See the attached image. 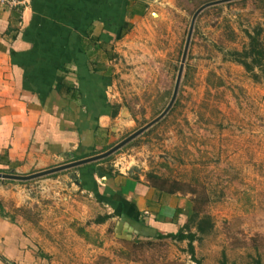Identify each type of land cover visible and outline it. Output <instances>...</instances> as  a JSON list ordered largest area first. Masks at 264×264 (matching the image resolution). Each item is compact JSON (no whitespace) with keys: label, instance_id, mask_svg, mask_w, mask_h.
Masks as SVG:
<instances>
[{"label":"rangeland","instance_id":"obj_1","mask_svg":"<svg viewBox=\"0 0 264 264\" xmlns=\"http://www.w3.org/2000/svg\"><path fill=\"white\" fill-rule=\"evenodd\" d=\"M221 1L132 3L123 36L111 49V96L121 114L115 146L167 109L193 18L206 4ZM255 30H261L264 45V3L259 0L203 10L195 22L177 105L99 161L105 170L117 167V173L143 178L150 186L165 181L162 187L178 191L175 195L189 202L190 212L197 206L211 217L213 228L195 243L196 259L188 241L157 239L156 233L138 241L130 228L125 234L115 229L117 221L98 226L91 206L95 201L72 198L63 209L66 214H47L55 235L66 242L68 264H264V83H256L234 55L248 47V34ZM41 190L37 185L34 193ZM63 223L72 228L59 227Z\"/></svg>","mask_w":264,"mask_h":264},{"label":"crops","instance_id":"obj_2","mask_svg":"<svg viewBox=\"0 0 264 264\" xmlns=\"http://www.w3.org/2000/svg\"><path fill=\"white\" fill-rule=\"evenodd\" d=\"M134 2L27 0L0 7V175L33 176L115 146L121 114L113 117L111 49ZM100 162L66 176L0 178V264L70 261L47 214H66L72 198L95 201V218L109 216L106 223L117 221L122 234L130 228L135 236L166 235L183 228L191 215L187 200L162 195L143 178L117 173L114 166L105 170ZM37 185L42 190L34 193Z\"/></svg>","mask_w":264,"mask_h":264},{"label":"trees","instance_id":"obj_3","mask_svg":"<svg viewBox=\"0 0 264 264\" xmlns=\"http://www.w3.org/2000/svg\"><path fill=\"white\" fill-rule=\"evenodd\" d=\"M264 3V0H259ZM261 30H255L254 35L248 34L250 39L249 45L245 50L241 53L236 52L234 55L236 56V61L242 65L247 73L252 76V79L256 83H264V45L261 41ZM177 105V103L175 104ZM116 109V108H115ZM118 115V109H116L115 114L113 115L116 118ZM165 185V181L161 183ZM162 185H154L151 186L155 190H157L162 195H175L178 193L176 190L168 191ZM182 211H179L181 214ZM189 219V223L185 224L183 228L178 233H170V234H162L160 232H156L154 235L157 239H172L178 242L188 241V252L191 255V258L196 259V249L195 243L202 239V237L206 236L208 231L213 228L212 219L208 215L202 214L200 209L197 206L194 207L191 212ZM110 219V217H99L96 219L95 223L98 225H102L106 223ZM194 225L195 232L191 229ZM141 226L145 227L143 224ZM146 237L150 238L152 236H143L142 234L136 235L135 239L139 241L140 238ZM197 264H201L200 261L195 260Z\"/></svg>","mask_w":264,"mask_h":264},{"label":"water","instance_id":"obj_4","mask_svg":"<svg viewBox=\"0 0 264 264\" xmlns=\"http://www.w3.org/2000/svg\"><path fill=\"white\" fill-rule=\"evenodd\" d=\"M229 1H235V0H225V1H221V2H214V3L206 4L205 6H203L195 14V16L193 18V21H192L191 29H190V32H189V36H188V39H187L185 52H184V56H183V61H182V65H181V69H180L177 85H176V88H175V91H174V94H173V98H172L170 104L168 105L167 109L156 120H154L152 123H150L146 127L142 128L141 130L137 131L136 133H134L133 135L128 137L126 140H124L123 142H121L120 144L115 146L114 148L110 149L109 151H107L104 154H101L99 156L87 158L85 160L74 162L72 164H69V165L54 169V170H49V171H46V172H43V173H40V174H36V175H33V176H29V177L0 175V178H3V179H18V180H31L32 179L33 180L35 178H41V177L49 176V175H52V174H55V173H58V172H63V171L69 170V169H75V168H78V167H80L82 165H87V164H92V163L99 162L101 160L109 158L110 156H112L113 154L118 152L120 149H122L123 147H125L126 145L131 143L137 137H139L140 135L145 133L148 129H150L151 127H153L154 125L159 123L161 120H163L165 118V116L169 113V111L172 109L174 104L176 103V99H177V96H178V93H179L180 83H181V79H182V76H183V72H184V68H185V63H186L188 51H189V48H190V45H191V40H192V36H193V32H194L195 22H196V20H197V18L199 16V14L203 10H205V9L211 7V6L218 5V4L223 3V2H229Z\"/></svg>","mask_w":264,"mask_h":264},{"label":"built area","instance_id":"obj_5","mask_svg":"<svg viewBox=\"0 0 264 264\" xmlns=\"http://www.w3.org/2000/svg\"><path fill=\"white\" fill-rule=\"evenodd\" d=\"M27 0H0L1 6H8L10 8H16L22 6L26 3Z\"/></svg>","mask_w":264,"mask_h":264}]
</instances>
